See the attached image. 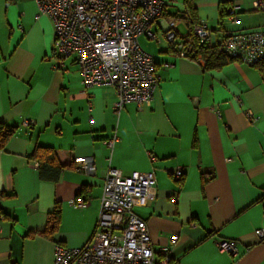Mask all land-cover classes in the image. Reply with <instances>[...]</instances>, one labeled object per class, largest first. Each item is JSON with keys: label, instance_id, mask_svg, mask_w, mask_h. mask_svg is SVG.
<instances>
[{"label": "crops", "instance_id": "crops-1", "mask_svg": "<svg viewBox=\"0 0 264 264\" xmlns=\"http://www.w3.org/2000/svg\"><path fill=\"white\" fill-rule=\"evenodd\" d=\"M165 1L164 17L151 27L157 39H139L160 86L149 105L130 103L118 113L114 87L86 88L73 57L59 63L53 24L38 17L36 0H0V122L18 127L0 149V264H54L57 244L84 246L96 231L110 166L125 174L154 171L157 198L134 211L175 263L264 264L256 234L264 231L263 76L239 60L206 69L202 57H181L178 46L189 31L182 19L188 2L207 22L212 43L225 30L264 28V11L257 0ZM233 6L239 23L226 14ZM167 17L179 18L173 44ZM38 146L55 150L64 167L58 182L40 178L31 157ZM82 156L94 159L95 171L77 167ZM178 167L181 181L173 175ZM78 196L88 201L82 210L73 205ZM57 207L59 224L47 237L41 232ZM225 240L237 242L236 255L221 250Z\"/></svg>", "mask_w": 264, "mask_h": 264}, {"label": "built area", "instance_id": "built-area-1", "mask_svg": "<svg viewBox=\"0 0 264 264\" xmlns=\"http://www.w3.org/2000/svg\"><path fill=\"white\" fill-rule=\"evenodd\" d=\"M38 17L47 16L54 28L53 54L60 64L73 57L78 64L86 88L111 86L118 93L115 110L120 111L130 103L139 107L149 105L160 86L153 56L140 44V37L157 39L152 25L164 17L165 0H36ZM256 10L264 11V0L255 2ZM239 6L228 9L234 23H239ZM186 25L193 17L187 13ZM167 39L174 43L178 35L179 18L167 17ZM20 30H24L20 24ZM200 43L212 42V33L205 20H198L194 28ZM183 40V41H182ZM181 39L180 56L194 53L197 44L189 48ZM199 42V41H198ZM219 49L239 61L253 65L264 58V28L245 31H223L215 40ZM201 57V56H199ZM220 114V112H219ZM93 122V120L91 121ZM118 136L106 141L113 149ZM79 169L95 171L94 159L77 157ZM174 178L183 180V167L175 169ZM158 194L154 171L134 170L125 174L110 166L104 180L103 195L96 231L82 247L55 246L54 264H177L171 257L170 247H155L147 222L135 211L136 205L148 206ZM73 205L82 210L88 206L83 196ZM6 214L0 208V232ZM264 242V231L257 230ZM178 235L170 241L176 243ZM223 251L236 255L235 240L220 243Z\"/></svg>", "mask_w": 264, "mask_h": 264}, {"label": "trees", "instance_id": "trees-1", "mask_svg": "<svg viewBox=\"0 0 264 264\" xmlns=\"http://www.w3.org/2000/svg\"><path fill=\"white\" fill-rule=\"evenodd\" d=\"M187 13H190L192 15L193 21H192V24L189 26L188 33L183 37L184 39H190V42L188 40H184L185 45L186 47L189 48L194 43L197 44L195 52L187 53V58H190L192 60H197V58L201 56L204 60L205 68L209 70L219 69L228 63L238 60L237 58L230 56L224 51L222 52L219 49L218 45H216V43H212L210 41L200 43V40L195 36V33H194V28L198 25V20H197L198 18L195 17L194 9L190 2H188V11L186 12V14ZM226 14L227 15L229 14L228 9H226ZM252 66L260 70L263 76V79H264V58L256 62ZM17 130H18L17 126L7 125V124L0 122V149H2L4 145L6 144V142L12 136L15 135ZM31 157L35 159V161L38 162L40 178L43 181H50L53 183H56L59 181L64 167L59 163L56 152L53 148L38 146L34 150ZM60 217H61V213L57 207L55 211L51 213L49 217L48 230L41 232V234L47 237H51L50 233H54L57 230Z\"/></svg>", "mask_w": 264, "mask_h": 264}]
</instances>
